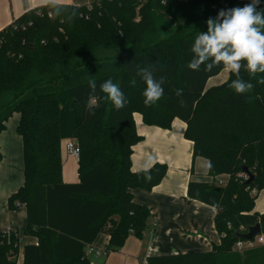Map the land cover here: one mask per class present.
Instances as JSON below:
<instances>
[{
  "label": "trees",
  "instance_id": "1",
  "mask_svg": "<svg viewBox=\"0 0 264 264\" xmlns=\"http://www.w3.org/2000/svg\"><path fill=\"white\" fill-rule=\"evenodd\" d=\"M249 2L93 0L66 4L68 11L60 17L39 6L0 30V132L15 113L20 115L16 132L24 157V182L7 206L26 211L21 232L0 229V264H18L26 237L37 243L24 244L21 264H92L87 248L101 233L109 235L106 255L122 249L130 236L143 237L150 209L134 200L132 190H153L168 166L157 162L133 170L134 147L143 140L136 113L146 125L165 130L175 119L185 124L193 158L208 160L212 178L190 181L187 194L216 209L221 238L210 252L155 255L147 264H264V245L235 251L236 243L244 241L237 233L259 223L264 236V214L255 211L264 190V83L259 82L264 73L242 68L241 78L254 87L238 95L229 87L234 73L220 85L207 86L223 65L211 72L204 66L187 68L196 36L207 30L206 20ZM157 61L154 76L165 77L164 95L147 107L146 85L136 76V66ZM108 78L127 98L120 110L100 91ZM89 79L97 82L94 104ZM176 89L183 90L181 98ZM67 140H75L80 149L76 183L62 178V143ZM244 168L254 177L249 183ZM223 175L229 176L224 185L217 181Z\"/></svg>",
  "mask_w": 264,
  "mask_h": 264
},
{
  "label": "crops",
  "instance_id": "2",
  "mask_svg": "<svg viewBox=\"0 0 264 264\" xmlns=\"http://www.w3.org/2000/svg\"><path fill=\"white\" fill-rule=\"evenodd\" d=\"M92 1L65 0V4L80 6ZM39 6V0H0V30L26 11ZM219 75L211 79L214 80ZM19 118L20 115L14 123V132L7 133L6 130L0 132V150L5 159L8 156L16 157V155L19 159L20 152L23 150L22 138L16 132ZM134 119L137 131L143 136V140L134 147L133 170L147 169L159 162L166 164L168 171L161 184L153 190H132L134 200L150 209L148 229L143 237L138 239L130 236L122 249L102 256L90 253L88 247V259L92 264H147L150 256L212 251L221 239L214 223L216 209L191 199L187 194L190 181H212V178L208 176V160L201 157L193 158V142L185 138V124L181 120L175 119L172 128L165 130L146 125L138 113L134 114ZM149 157L153 158L151 163H148ZM62 159L63 181L65 183L78 182V159L67 154L65 141L62 143ZM228 180V175L217 177V181L223 185ZM18 184L11 187L12 191H3L0 196L1 230L13 227L21 232L26 224L25 209L9 211L7 206L9 196L23 183L20 186ZM255 211L264 214V210L257 209V206ZM108 242L109 235L103 232L90 247L105 252ZM27 243L35 244L37 240L32 237L24 239L20 245L18 264L22 263L23 246Z\"/></svg>",
  "mask_w": 264,
  "mask_h": 264
},
{
  "label": "clouds",
  "instance_id": "3",
  "mask_svg": "<svg viewBox=\"0 0 264 264\" xmlns=\"http://www.w3.org/2000/svg\"><path fill=\"white\" fill-rule=\"evenodd\" d=\"M39 2L40 6L51 9L50 15L53 17H60L68 11L65 0ZM260 5L261 0H250L242 7L221 9L215 18L209 17L206 20L207 30L200 31L194 40L191 47L192 57L187 68L200 71L204 66L205 72H211L214 67L223 65L226 71L234 73L237 77L229 85L236 94L242 95L253 89L254 85L241 78L240 73L242 68L250 74L264 73V8ZM75 15L73 11L68 18L72 19ZM157 65L158 61L146 67L136 66V76L146 85L143 97L147 107H151L164 95L163 86L166 79L164 76H160L159 79L154 76ZM259 82L264 83V79ZM136 83L134 78L132 85L135 86ZM88 86L89 100L94 104L97 82L89 79ZM99 88L106 94L104 98L110 100L116 110L126 107L127 98L112 78L102 82ZM175 96L181 98L183 90L176 89ZM179 103L183 107L186 102L179 99ZM152 159L149 157L148 163H151Z\"/></svg>",
  "mask_w": 264,
  "mask_h": 264
},
{
  "label": "rangeland",
  "instance_id": "4",
  "mask_svg": "<svg viewBox=\"0 0 264 264\" xmlns=\"http://www.w3.org/2000/svg\"><path fill=\"white\" fill-rule=\"evenodd\" d=\"M230 75L229 71L223 70V72L214 80H210L208 82V87H212L217 85L218 83H222L228 79ZM18 113H15L6 123V131L7 133H12L15 131L16 118L18 117ZM178 120V119H176ZM4 130V131H5ZM2 152V151H1ZM24 182V157H23V150L20 152V156L16 157H7L5 159L2 153V159L0 160V196L3 191L8 192V190L12 191L13 188L17 183L20 186L21 183ZM263 192V193H262ZM257 209L264 210V190L260 191L259 197L257 198ZM18 258V257H17Z\"/></svg>",
  "mask_w": 264,
  "mask_h": 264
},
{
  "label": "built area",
  "instance_id": "5",
  "mask_svg": "<svg viewBox=\"0 0 264 264\" xmlns=\"http://www.w3.org/2000/svg\"><path fill=\"white\" fill-rule=\"evenodd\" d=\"M65 150L68 155L72 156L75 159L79 158L80 149L75 140H67L65 143ZM247 179V177H245ZM219 184H222L221 182ZM7 234L13 231L12 227L4 229ZM258 245H264V236H255L252 240L238 241L235 245V251L243 252L247 249L254 248ZM88 251L97 256L106 255L105 252L100 250H95L94 248L89 247Z\"/></svg>",
  "mask_w": 264,
  "mask_h": 264
},
{
  "label": "water",
  "instance_id": "6",
  "mask_svg": "<svg viewBox=\"0 0 264 264\" xmlns=\"http://www.w3.org/2000/svg\"><path fill=\"white\" fill-rule=\"evenodd\" d=\"M243 172L248 176V181L247 183H249L250 181L253 180V176L250 173V171L248 170V168H244ZM262 234V229L259 223L255 224L254 226H251L248 228V232L246 233H237L235 235V237L237 239H244V240H252L255 236L261 235Z\"/></svg>",
  "mask_w": 264,
  "mask_h": 264
}]
</instances>
